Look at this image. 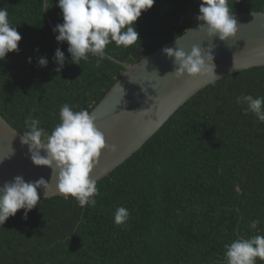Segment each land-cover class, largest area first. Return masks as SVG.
<instances>
[{
  "label": "trees",
  "instance_id": "1",
  "mask_svg": "<svg viewBox=\"0 0 264 264\" xmlns=\"http://www.w3.org/2000/svg\"><path fill=\"white\" fill-rule=\"evenodd\" d=\"M201 0H155L135 27L139 41L106 46V59L71 62L53 29L58 0H0L22 39L0 61V114L21 134L31 115L45 138L63 104L92 112L132 65L197 27ZM233 15L264 12V0H230ZM59 48L65 63L54 61ZM48 60L46 67L38 59ZM114 58L115 60L111 59ZM31 58V62H29ZM119 61V62H118ZM241 94L264 97V67L222 78L193 96L146 144L97 183L95 207L41 199L0 226V264H224L225 245L264 235V123ZM130 217L114 223L117 207ZM259 220L256 230L249 228ZM257 264H264L257 259Z\"/></svg>",
  "mask_w": 264,
  "mask_h": 264
},
{
  "label": "clouds",
  "instance_id": "2",
  "mask_svg": "<svg viewBox=\"0 0 264 264\" xmlns=\"http://www.w3.org/2000/svg\"><path fill=\"white\" fill-rule=\"evenodd\" d=\"M154 3L155 0H58L63 23L53 29L54 33H58L56 41L68 44L67 51L71 54L72 63L80 65L81 61H88L91 56L97 58L96 66L100 67L101 61L106 59V46L114 42L117 47L128 48L139 41L136 21ZM229 3L230 0H201L196 16L198 29L206 31L210 38L218 37L224 42L234 38L238 23L230 11ZM47 9V0H44V11ZM21 39L9 21L7 9L0 8V61L5 60L8 53L19 51ZM163 53L173 60L176 78L185 74L190 78H216L211 47L205 50L193 46L189 53L181 48H164ZM54 61L58 65L56 71L60 72L65 55L59 48L55 51ZM38 64L46 67L47 58L40 57ZM236 102L245 106V115L252 113L264 123V97L241 94ZM59 117L60 123L45 138L41 121L30 113L24 121L28 130L23 132L21 144L28 146L34 165L52 170L51 178L55 177L56 188L65 199L74 198L80 208L95 207V196L99 192L97 180L90 178V173L101 151L109 146L89 111H73L72 106L65 103L60 108ZM110 150L115 151V146H111ZM42 151L46 155H42ZM41 188L47 193L51 184L43 177L26 182L20 175L0 186V226L19 210L24 211L23 219H27L28 213L41 201L37 191ZM129 217L130 213L125 207H117L114 223L117 226L124 225ZM259 224L258 219L253 220L249 228L256 230ZM225 249L224 264H257V259L264 262V235L236 239L225 245Z\"/></svg>",
  "mask_w": 264,
  "mask_h": 264
},
{
  "label": "water",
  "instance_id": "3",
  "mask_svg": "<svg viewBox=\"0 0 264 264\" xmlns=\"http://www.w3.org/2000/svg\"><path fill=\"white\" fill-rule=\"evenodd\" d=\"M238 23L234 38L224 42L209 37L194 27L176 40L167 43L141 61L126 65L124 75L90 114L106 140L90 178L97 183L124 164L169 121L193 96L212 83L251 68L264 67V12L233 15ZM193 46L212 48L215 63L214 80L207 77L176 78V66L164 48H181L186 53ZM111 59L115 60L111 57ZM235 65V67H233ZM22 135L0 114V186L17 175L26 182L43 177L51 188L38 189L40 199L63 197L56 188L52 170L32 163ZM115 146V151L110 147ZM42 155H46L43 151ZM44 195L46 197L44 198Z\"/></svg>",
  "mask_w": 264,
  "mask_h": 264
}]
</instances>
